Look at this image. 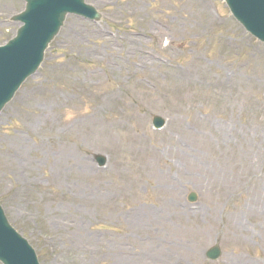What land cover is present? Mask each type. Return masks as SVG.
<instances>
[{
  "label": "rangeland",
  "instance_id": "374dc122",
  "mask_svg": "<svg viewBox=\"0 0 264 264\" xmlns=\"http://www.w3.org/2000/svg\"><path fill=\"white\" fill-rule=\"evenodd\" d=\"M86 3L0 114L10 225L40 264H264V44L224 0ZM24 9L0 0V46Z\"/></svg>",
  "mask_w": 264,
  "mask_h": 264
},
{
  "label": "water",
  "instance_id": "95a60500",
  "mask_svg": "<svg viewBox=\"0 0 264 264\" xmlns=\"http://www.w3.org/2000/svg\"><path fill=\"white\" fill-rule=\"evenodd\" d=\"M24 12L14 18L22 24L6 46L0 47V113L13 99L22 84L38 70L45 51L58 35L70 14L89 20H100V14L85 0H24ZM236 20L258 40L264 43V0H224ZM155 125L163 121L155 119ZM101 165L106 163L97 157ZM192 194L190 201H195ZM220 249L208 253L218 259ZM0 261L3 264H39L35 251L9 224L0 207Z\"/></svg>",
  "mask_w": 264,
  "mask_h": 264
},
{
  "label": "bare ground",
  "instance_id": "6f19581e",
  "mask_svg": "<svg viewBox=\"0 0 264 264\" xmlns=\"http://www.w3.org/2000/svg\"><path fill=\"white\" fill-rule=\"evenodd\" d=\"M182 78L183 80H190L191 79V77L188 75V74H186V73H184L183 75H179V77L178 78ZM213 81V80H212ZM219 85H221V83H218V82H212V86L213 87H215V86H219ZM16 141V143L17 144H20V143H22V141H23V138L22 137H20V136H18L17 137V139L15 140ZM56 151H57V155H56V163H57V165L60 167V168H63L64 166H62L64 163H65V157H66V155L65 154H67L68 153V151H69V149H68V147H61L60 149L59 148H57L56 149ZM20 152V151H19ZM153 154V153H152ZM151 156V155H150ZM69 158H67V160H68ZM152 159V158H151ZM13 158L12 157H10L9 156V158H8V162H7V164H8V166L5 168V170H6V173L8 172V171H13L15 174H17V176H18V180H21V178H20V172L22 171V170H24V169H28V170H30V165L28 164V163H23L21 166H19V165H17L16 163H14L13 161ZM154 160V159H153ZM16 161V160H15ZM156 161V160H155ZM70 162V161H69ZM69 162H67V164L69 163ZM150 165H151V167L153 166L152 164H149V166L147 165V167L145 168V170H149V169H153V168H151L150 167ZM165 175V171H164V174H163V176ZM150 176L151 177H154V176H158V172H154V173H150ZM162 176V175H161ZM24 186V185H23ZM22 186V187H23ZM22 187H20L21 188V194L22 193H24V195H26L27 193H28V189L27 188H24V190L22 189ZM165 193H167V192H165Z\"/></svg>",
  "mask_w": 264,
  "mask_h": 264
}]
</instances>
